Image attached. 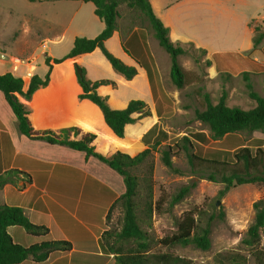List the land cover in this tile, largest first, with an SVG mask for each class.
<instances>
[{
  "label": "crops",
  "instance_id": "0c3cea01",
  "mask_svg": "<svg viewBox=\"0 0 264 264\" xmlns=\"http://www.w3.org/2000/svg\"><path fill=\"white\" fill-rule=\"evenodd\" d=\"M74 1L80 4L63 24L61 36L53 34V28L37 29L35 42L38 40L41 44L44 56L42 71H38L34 64L38 47L23 49L18 41H0V53L8 56V59L0 58V75L11 73L22 78L24 90H27L33 76L44 78L50 72L48 85L35 91L28 103L35 130L58 131L77 127L95 134L103 147L112 144L122 153L137 156L152 145L155 136L148 138L150 145H146L143 138L152 128L159 129L164 114L157 76L162 82L160 59L152 51L149 38L151 54L148 53L140 27L132 23L124 32L118 27L106 43L114 56L137 69L132 80L117 74L100 50L77 61L55 64L53 60L64 57L76 38L93 39L105 28L104 22L95 14L92 2ZM258 1L151 0V4L155 15L169 29L171 41L192 43L195 49L204 50V59L209 61L210 78L213 73L240 71L252 78L261 76L262 83L264 40L255 49L254 29L250 26L255 18L252 12L261 5L257 6ZM229 19L244 24L243 35L235 38L221 34L222 26ZM257 20L264 24V10L261 19ZM26 31L32 30L28 28ZM48 40L55 46L60 43L63 46L52 50L47 45ZM8 46H15L17 54L10 55ZM49 58L51 68L46 63ZM14 59L22 61L18 71L14 69ZM79 66L85 69L91 81L108 79L116 82L115 88L102 85L97 89L100 95L108 97L113 109L121 110L131 100H142L150 106L151 116L128 125L125 137H118L107 125L101 109L88 99H80L83 89L78 80ZM27 72H31V77H26ZM262 89L263 85L261 95ZM10 170L28 174L31 183L21 191L13 185H6L0 190V204L24 209L35 226L48 229L52 241H66L72 245L70 253L57 256L46 264L64 260L70 264L113 263V255L103 254L100 238L111 229V221L118 211V207L113 206L126 191L123 177L98 159L87 158L84 152L20 134L17 118L0 91V175ZM8 233L19 244L30 246L35 243L24 228L11 227Z\"/></svg>",
  "mask_w": 264,
  "mask_h": 264
},
{
  "label": "trees",
  "instance_id": "16d2710c",
  "mask_svg": "<svg viewBox=\"0 0 264 264\" xmlns=\"http://www.w3.org/2000/svg\"><path fill=\"white\" fill-rule=\"evenodd\" d=\"M31 3L40 0H28ZM92 2L95 6V14L101 19L105 28L101 34L93 39L76 38L72 49L62 58L54 59L55 64L66 60L77 61L91 55L96 50H100L109 61L114 71L124 77L126 80H132L137 75V69L126 65L119 58L114 56L106 47L107 41L113 36L118 28V21L121 17V7L126 6L135 10L140 16L144 17L151 25L154 31V37L159 46L167 52L170 57V78L172 83L182 89L185 86V72L182 68L179 58L187 53L186 48L193 44H183L173 42L169 37V29L164 26L161 20L155 15L151 0H85ZM255 21L251 23L254 29V48L256 49L264 40V28L254 26ZM140 35L144 45L150 53L148 37L145 30L139 28ZM197 50V49H195ZM204 52V50H202ZM50 58L46 61L49 68ZM78 80L83 89L80 99H88L96 104L102 111L107 125L120 138L125 137L126 127L135 124L142 118L151 116L150 106L142 100H131L127 107L121 110H115L111 107L108 97L102 96L97 89L102 85H112L117 87L113 80L91 81L86 76V71L78 67ZM247 75V74H245ZM50 72L44 78L35 75L32 77L29 87L24 90V80L15 77L11 73L0 75V91L17 118V129L20 134L27 136L32 140L45 141L52 145H61L70 149L81 151L87 158L94 157L106 164L112 170L121 175L124 179L126 191L114 204L119 205L123 211V222L119 231L107 230L101 238L100 244L103 254L114 256L117 264H188L187 261L168 254H150V238L141 222L143 218L139 216L141 209L140 203V179L139 176L132 173L133 169L143 164L151 155L152 150L162 145L167 139L168 134L161 129L152 128L143 138L146 145H150L148 138L154 137L152 145L137 156L131 157L122 153L112 144L103 147L97 136L77 127L65 128L58 131L46 130L37 131L32 124V112L29 106L35 91L48 85ZM248 96L256 103V106L249 110H244L238 106H228L227 92L223 91L219 101L212 103L211 97L205 93L206 102L203 111H196V119L207 126L210 131V138L205 134H195L191 140L188 136H183L179 141L183 142L182 149L189 155L194 165V161L208 163L213 165L220 164L221 159L227 158L230 154L227 151L211 152L201 158L202 151L196 152V146L199 142L207 140L220 141L229 140L238 134H253L255 132H264V96L254 91L253 86L247 83ZM160 98L167 101L166 94L160 88ZM163 103V102H162ZM197 139V140H196ZM177 149L181 148L179 143L175 144ZM238 152L234 155L236 163L243 164L244 168H258L264 161V144L258 146L256 152H252L250 146L240 143L237 145ZM173 147L169 146L163 152V162L171 170H175L171 161ZM195 151V153H194ZM211 181L216 178L210 177ZM261 181L264 184V177L254 178L251 175H242L233 172L229 176H223L221 182L226 186L220 192V195L226 194L230 188L237 185L254 183ZM22 182V184H21ZM31 183V177L28 174L18 170H10L0 175V190L6 185H13L18 190H23ZM189 193L188 187L180 189L172 200V205L180 202ZM148 200L145 204L147 214L152 217L155 211L160 212L161 200H153V188L148 189ZM255 218L253 223L247 229L242 243L249 248L258 250L262 245V232L264 231V199H261L253 205ZM11 227L24 228L35 243L30 246L22 245L14 241L8 233ZM211 222L204 227L200 226L197 218L192 213L185 214L178 223L177 232L172 236H167L160 243L162 246L172 248L176 246H194L204 251L211 248ZM72 251V245L66 241H52L48 229L35 226L26 216L24 209L20 207L0 204V264H46L54 260L59 255H67ZM262 255V252H261ZM232 264H239L240 260L237 254L226 256ZM32 260L33 262H29ZM261 264L264 262L261 261Z\"/></svg>",
  "mask_w": 264,
  "mask_h": 264
},
{
  "label": "rangeland",
  "instance_id": "374dc122",
  "mask_svg": "<svg viewBox=\"0 0 264 264\" xmlns=\"http://www.w3.org/2000/svg\"><path fill=\"white\" fill-rule=\"evenodd\" d=\"M79 4V1L74 0H41L37 3H31L28 0H0V41L9 43L18 41L23 49L30 46L38 47V57L34 64L38 71H42L44 56L41 51L43 48L38 40L35 42V34L37 35L38 30L46 31L53 28V34L61 36L63 24L75 12ZM88 6L92 7V5ZM257 6L252 12L255 13L256 19L250 22V26L255 21L254 26L264 28V24L257 20V18L261 19L264 0L258 1ZM121 14L118 27L122 29V32L132 23H136L146 31L152 51L161 62L162 82L160 76H157L159 86L167 97V101H162L164 114L159 129L168 134V139L152 150L149 158L132 171L140 179L141 198L138 202L141 209L138 213L143 218L140 223L142 228L149 234L151 246L149 253L168 254L185 260L188 264H232L224 258L237 254L239 264H261V261L264 262V231L262 232V245L258 250L246 247L242 240L255 218L254 203L264 199V184L261 181L243 185L234 184L226 194L220 195V192L226 186L221 182L223 176H229L234 171L242 175L249 174L254 178L264 177V161L258 168L247 170L243 164L236 163L234 159V155L239 150L237 145L240 143L250 146L252 152H256L258 146L261 143L264 144V132H255L250 135L238 134L225 141L224 139L220 141L209 139L207 142L197 143L196 152L202 151L200 152L201 158L211 152L223 150L229 152L230 155L221 159L218 165L200 161H194L193 165L189 155L182 149L183 142L179 140L183 136L195 140L193 136L198 133H203L210 138L208 127L197 121L195 115L196 111L205 109L206 102L203 96L205 93H208L212 103L216 104L223 91H226L228 106H238L249 110L254 108L256 103L248 96L247 83L250 81L254 91L261 95V86H264V81L261 83V76L252 78L249 74L245 75L240 71L218 75L213 73L210 78L209 61L204 59V52L187 47V53L179 58L185 72V86L178 89L170 78V57L159 46L150 23L135 10L126 6L121 7ZM226 22L221 28V34L235 38L243 35V23L231 22L230 19ZM28 28L32 31H26ZM47 45L53 50V48L61 49L63 43L55 46L48 40ZM7 49L10 55L17 54L14 52L15 46H8ZM262 91V96H264V89ZM177 142L181 147L179 149L174 147ZM169 146L174 149L171 161L173 168L177 171L168 168L162 159L163 152ZM210 177L216 178V181H211ZM150 186L153 188L154 203L161 200L162 205L160 212L155 211L152 217L147 214L145 208ZM183 187H188L189 193L180 202L172 205L174 196ZM188 213L194 214L202 227L211 222V248L208 251L192 245L172 248L161 245L160 242L164 238L177 232L178 223ZM122 222L123 211L119 205L111 221L110 230L119 231ZM65 262L66 260L56 264H65ZM66 264L70 263L66 262ZM112 264H117L115 259Z\"/></svg>",
  "mask_w": 264,
  "mask_h": 264
},
{
  "label": "built area",
  "instance_id": "2783aa9c",
  "mask_svg": "<svg viewBox=\"0 0 264 264\" xmlns=\"http://www.w3.org/2000/svg\"><path fill=\"white\" fill-rule=\"evenodd\" d=\"M15 61V62H14ZM14 63H15V67H14V69L16 70V71H18L19 69H20V66L22 65V61L21 60H19V59H14ZM26 77H31V72H27L26 73Z\"/></svg>",
  "mask_w": 264,
  "mask_h": 264
},
{
  "label": "water",
  "instance_id": "95a60500",
  "mask_svg": "<svg viewBox=\"0 0 264 264\" xmlns=\"http://www.w3.org/2000/svg\"><path fill=\"white\" fill-rule=\"evenodd\" d=\"M0 58L8 59V56H6L3 53H0ZM78 73H80V70L78 69Z\"/></svg>",
  "mask_w": 264,
  "mask_h": 264
}]
</instances>
